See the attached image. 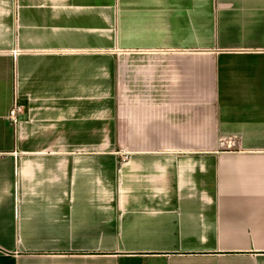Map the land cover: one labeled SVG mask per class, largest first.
Here are the masks:
<instances>
[{
  "label": "crops",
  "instance_id": "1",
  "mask_svg": "<svg viewBox=\"0 0 264 264\" xmlns=\"http://www.w3.org/2000/svg\"><path fill=\"white\" fill-rule=\"evenodd\" d=\"M0 264H264V0H0Z\"/></svg>",
  "mask_w": 264,
  "mask_h": 264
},
{
  "label": "built area",
  "instance_id": "2",
  "mask_svg": "<svg viewBox=\"0 0 264 264\" xmlns=\"http://www.w3.org/2000/svg\"><path fill=\"white\" fill-rule=\"evenodd\" d=\"M23 110V107L15 102L14 107L9 112V119L13 124L18 122V114Z\"/></svg>",
  "mask_w": 264,
  "mask_h": 264
}]
</instances>
